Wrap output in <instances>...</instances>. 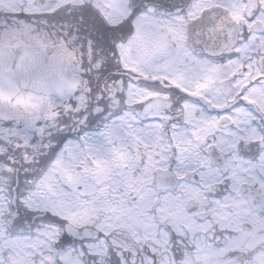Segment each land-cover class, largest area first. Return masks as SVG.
<instances>
[{
	"label": "snow or ice",
	"instance_id": "1",
	"mask_svg": "<svg viewBox=\"0 0 264 264\" xmlns=\"http://www.w3.org/2000/svg\"><path fill=\"white\" fill-rule=\"evenodd\" d=\"M0 264H264V0H0Z\"/></svg>",
	"mask_w": 264,
	"mask_h": 264
}]
</instances>
